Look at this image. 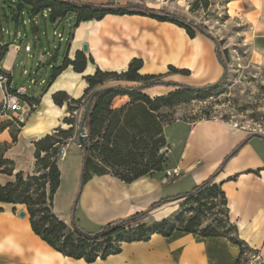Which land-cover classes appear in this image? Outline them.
<instances>
[{
	"label": "crops",
	"instance_id": "1",
	"mask_svg": "<svg viewBox=\"0 0 264 264\" xmlns=\"http://www.w3.org/2000/svg\"><path fill=\"white\" fill-rule=\"evenodd\" d=\"M231 2H236L235 8L247 24L252 53L264 59V0ZM59 23L51 22L53 26ZM40 25H31L35 39H39ZM22 36L19 30L15 31L0 60V70L10 77V87L24 86L14 82L13 73L6 70L14 72L24 65L21 50L29 44L28 30L23 40L16 42ZM84 43L86 52L82 51ZM43 49L42 46L38 67L48 54ZM77 51L87 58L82 72L75 71L71 64L58 71L52 66L51 78L39 96L34 97L24 86L26 98H21L20 103L29 109L0 115L2 158L12 162L10 173L2 172L0 167V185L14 181L17 172L23 176L36 174L34 142L68 126L67 104H56L53 94L65 91L71 98L81 97L87 87L84 77L96 68L121 72L133 58H139L141 74H160L165 83L191 86L217 82L224 73L213 38L198 31L189 36L184 27L141 14L109 13L101 19L79 21L67 37L62 64L66 57L73 60ZM170 67L179 71L173 72ZM28 73L23 67L22 74ZM44 82L42 78L36 84L41 86ZM174 88L153 85L143 92L153 97ZM152 90L158 92L151 93ZM123 96H115L112 105ZM2 99L0 88V103ZM164 133L166 170L141 175L130 182L105 173L93 175L80 186L79 143L69 142L66 153L56 160L60 178L53 194L52 212L67 224L74 219L85 230L96 231L102 224L145 210L160 198L186 193L213 174V182L220 184L224 192L228 219L236 236L248 246L249 258L264 263V134L211 118L175 120L165 125ZM167 170L171 173L168 176ZM176 177L189 181L169 183ZM182 199L154 208L149 216L153 221L169 216ZM239 253V245L225 236L174 230L168 236L154 232L145 240L123 241L118 252L87 262L64 255L36 234L25 204L0 202V264H237Z\"/></svg>",
	"mask_w": 264,
	"mask_h": 264
},
{
	"label": "trees",
	"instance_id": "2",
	"mask_svg": "<svg viewBox=\"0 0 264 264\" xmlns=\"http://www.w3.org/2000/svg\"><path fill=\"white\" fill-rule=\"evenodd\" d=\"M11 1L0 0V10L4 8L5 2ZM17 6L20 10L17 14L12 11L13 18L19 19L25 11L30 18L31 25L35 24L32 19L38 17L40 11H42L44 18H46L45 12L49 11L51 22H62L72 16L75 21L73 27L81 20L101 19L109 13L141 14L160 21H170L184 27L189 36H193L195 31H198L211 37L206 33L204 27L197 23L162 9L129 3L97 4L69 0H19ZM131 6H139L140 10H130ZM0 30L1 60L11 42L5 40L1 27ZM220 60L224 67L221 56ZM86 63L85 54L77 51L73 60L66 57L63 64L54 67V69L58 71L71 64L75 71L82 72ZM141 66L142 60L133 58L127 69L121 72L103 71L96 68L93 74L84 77L87 87L81 97L71 98L65 91H57L53 94L54 102L58 105L66 102L69 112L70 109L76 110L77 107L71 108L73 105L79 104V107L81 105L85 107L88 99L94 93L85 114L83 110L78 124L79 127L83 118L82 125L85 135L78 142L82 156L80 186L93 175L110 173L125 182H130L141 175L165 171L167 156L166 153L163 154L159 150L166 145L164 127L169 122H164L162 113L159 112L160 109L172 107L178 102L184 101L183 95L191 90L208 89L219 83L217 81L204 86L165 83L159 75L141 74L139 72ZM169 69L173 72L179 71L174 67ZM7 76L8 82L10 77L8 74ZM110 77L137 82L139 85H104V81ZM153 85H172L176 88L166 94L153 97L143 92L145 88ZM8 89L14 91L15 87L8 86ZM117 95H127L129 101L118 107H113L112 100ZM21 98H26L25 94ZM72 118V115L66 117L65 122L71 125ZM70 129L71 127H59L34 142L36 174L23 176L21 172H17L14 181L0 185V202L25 204L33 231L54 249L64 255L83 258L85 261L91 262L118 252L123 241L145 240L154 232L168 236L174 230H179L201 236L220 235L227 237L240 247V253L236 260L237 264L241 262V258L245 254H248V246L236 236L235 227L229 222L227 207L224 215L225 220L218 219L215 225L211 223L200 225V218L204 214L202 206L206 205L205 208H211L209 207L211 201L218 197L223 204L227 205L220 184L213 182V174L186 193L160 198L151 203L145 210L102 224L96 231L85 230L74 219L67 224L57 218L51 210L53 194L59 186L60 178L56 160L59 145L70 137ZM1 149L2 146H0L1 171L10 173L12 162L2 158ZM180 198H183V201L179 206L191 202L198 204L192 207L193 213L188 217L173 221L169 215L161 220H154L151 224L141 222L154 208ZM205 199L211 201L203 202ZM254 264L264 263L255 261Z\"/></svg>",
	"mask_w": 264,
	"mask_h": 264
},
{
	"label": "rangeland",
	"instance_id": "3",
	"mask_svg": "<svg viewBox=\"0 0 264 264\" xmlns=\"http://www.w3.org/2000/svg\"><path fill=\"white\" fill-rule=\"evenodd\" d=\"M74 1V0H69ZM81 2L92 3H115V4H133L139 6L154 7L162 9L178 17L184 18L193 23H197L204 27L206 33L210 35L219 46V53L224 62V73L215 86L202 90H191L183 95L184 101H180L172 107H163L160 109L164 122H172L175 120L197 121L200 119H219L231 125L245 128L250 132L264 134V59L252 53L248 43V28L246 22L242 19L239 10L235 8L236 2L232 0H76ZM231 2V3H229ZM19 0H12L4 3V10H0V27L6 41H10L15 37V31L19 30L23 36L28 30V39L31 51L26 53L24 48L21 50V59L24 65L18 66L14 72L6 69L9 73H13L14 82L29 88V93L34 97L39 96L47 85V81L51 78L53 67L61 66L62 59L67 49V37L73 27L74 18L71 16L64 21L53 26L51 24L50 12L46 11V18L43 17L42 11L39 16L32 19L34 23H40L38 33L39 39H35L32 34L31 21L27 14L24 13L19 19L13 18L12 11L16 14L20 10L17 6ZM139 6H131L129 9L138 11ZM5 11V12H4ZM67 20V22H66ZM1 32V30H0ZM62 35L59 39L58 34ZM44 52L47 51V57L43 64L38 67V56L41 47ZM23 67L29 72L22 74ZM157 75V74H156ZM163 81L164 75L158 74ZM33 78L37 83L44 78L45 82L38 86L30 83ZM123 85L136 86L137 82L107 78L104 85ZM38 90L34 93V89ZM162 89V88H161ZM158 91L152 90L151 93ZM161 92V91H160ZM129 101L127 95L117 98L114 105L123 104ZM79 105V104H78ZM77 107L76 110L70 109L69 114L73 116L69 131L70 137L59 145L57 156H63L69 142L78 141V124L84 105ZM165 134V133H164ZM166 153L165 147L160 150ZM188 178H174L169 183H185ZM174 185V184H172ZM183 201V200H181ZM181 201L177 202L176 210L170 214V218L174 221L182 217L191 215L192 207L197 203L191 202L179 206ZM205 201H211L205 199ZM204 208V214L200 218V225L207 223L216 224V220H225L226 205L221 202L218 197L212 200L209 209ZM143 223H152L151 216H147L141 220ZM84 228V227H83ZM249 253L242 259L241 264H254L253 258H249Z\"/></svg>",
	"mask_w": 264,
	"mask_h": 264
},
{
	"label": "built area",
	"instance_id": "4",
	"mask_svg": "<svg viewBox=\"0 0 264 264\" xmlns=\"http://www.w3.org/2000/svg\"><path fill=\"white\" fill-rule=\"evenodd\" d=\"M58 36H59V39L62 38V35L60 33L58 34ZM30 49H31V46L28 43L24 45L25 51L29 52ZM7 79H8L7 74L4 71L0 70V88L3 91V99L1 101V107H0L1 115L7 114L8 111L24 112L25 110L29 109L28 106L25 108L24 105L20 103L21 96L25 94V87L24 86H14L15 90L9 91L8 85H7ZM30 83H35L33 78L30 79ZM166 174L168 176L171 173L170 171L167 170Z\"/></svg>",
	"mask_w": 264,
	"mask_h": 264
},
{
	"label": "water",
	"instance_id": "5",
	"mask_svg": "<svg viewBox=\"0 0 264 264\" xmlns=\"http://www.w3.org/2000/svg\"><path fill=\"white\" fill-rule=\"evenodd\" d=\"M66 22H67V20H66ZM82 51H84V52L87 51V45L85 43L82 45ZM217 52H219V46L218 45H217ZM93 94L90 96V98L88 99V101H87V103H86V105L84 107V114H85V112H86V110H87V108L89 106V103L91 101V98H92ZM82 124H83V118L81 119L80 125L78 127V142L80 141V138L85 135V132H84V129H83V125ZM19 215L20 216L24 215V211L23 210L19 211Z\"/></svg>",
	"mask_w": 264,
	"mask_h": 264
},
{
	"label": "bare ground",
	"instance_id": "6",
	"mask_svg": "<svg viewBox=\"0 0 264 264\" xmlns=\"http://www.w3.org/2000/svg\"><path fill=\"white\" fill-rule=\"evenodd\" d=\"M155 1H159V0H155Z\"/></svg>",
	"mask_w": 264,
	"mask_h": 264
}]
</instances>
